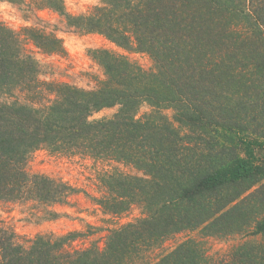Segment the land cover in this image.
Returning <instances> with one entry per match:
<instances>
[{
	"label": "trees",
	"instance_id": "trees-1",
	"mask_svg": "<svg viewBox=\"0 0 264 264\" xmlns=\"http://www.w3.org/2000/svg\"><path fill=\"white\" fill-rule=\"evenodd\" d=\"M102 2L72 18L61 0H43L69 26L152 58L146 71L97 51L106 80L92 91L42 81L21 35L0 22V200L68 204L73 187L29 173L32 155L48 149L135 169L102 172L96 202L113 216L137 205L143 217L82 248L73 244L97 228L23 244L0 226V264H264V0ZM31 36L48 54L63 51L55 35ZM143 104L153 112L137 118ZM116 106L113 118L90 120ZM199 229L262 239L218 260L196 239L167 245Z\"/></svg>",
	"mask_w": 264,
	"mask_h": 264
},
{
	"label": "rangeland",
	"instance_id": "rangeland-1",
	"mask_svg": "<svg viewBox=\"0 0 264 264\" xmlns=\"http://www.w3.org/2000/svg\"><path fill=\"white\" fill-rule=\"evenodd\" d=\"M61 1L65 12L72 18L88 15L94 8L103 5L102 0ZM17 2L0 0V22L21 35L26 50L40 64L42 81L69 84L86 91L98 89L106 80V76L94 56H98L97 51L103 50L124 56L146 71H150L154 65L147 53L124 49L101 34L88 33L69 26L64 16L50 8H44L43 0ZM39 32L52 34L61 39L63 51L59 55L48 54L38 48L31 35ZM15 93L14 97H18L23 102L24 96L20 92ZM5 98L0 96V100ZM117 111V106L104 108L93 113L90 120L111 119ZM152 112L148 104H143L137 118L150 115ZM163 113L170 119L174 114L172 110H165ZM256 156L259 162L264 164V147L256 150ZM115 168L126 174L141 175L132 167L116 162L95 161L81 155L53 153L48 149L36 151L28 164L29 173L60 180L73 187L77 194L68 199L67 205L52 207L35 201L0 200V226L13 231L19 242L23 244H28L39 236H63L73 231L88 232L89 226L97 228V232L77 240L73 246L82 248L100 241L108 230L143 217L141 208L137 205L119 216L107 214L97 205L96 199L105 195L100 174L114 171ZM53 212L57 213L56 217ZM189 239L200 241L209 257L218 260L243 243L260 241L262 238L248 235L209 236L199 229L179 234L167 245L176 246Z\"/></svg>",
	"mask_w": 264,
	"mask_h": 264
}]
</instances>
